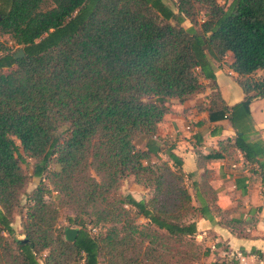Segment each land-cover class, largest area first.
Listing matches in <instances>:
<instances>
[{
  "label": "trees",
  "instance_id": "trees-1",
  "mask_svg": "<svg viewBox=\"0 0 264 264\" xmlns=\"http://www.w3.org/2000/svg\"><path fill=\"white\" fill-rule=\"evenodd\" d=\"M174 8L162 0H0V264L196 262L204 252L194 220L211 212L247 236L252 221L219 212L205 180L191 184L193 197L212 205L191 204L189 175L170 147L160 149L156 127L169 100H189L208 80L207 120L226 118L235 136L202 160L237 151L264 169V146L247 142V106L264 97V0H174ZM226 53L244 95L230 109L211 63ZM30 178L39 181L26 192ZM127 178L146 194L121 192ZM53 193L56 201L45 199ZM61 209L77 228L72 243L56 224Z\"/></svg>",
  "mask_w": 264,
  "mask_h": 264
},
{
  "label": "crops",
  "instance_id": "crops-1",
  "mask_svg": "<svg viewBox=\"0 0 264 264\" xmlns=\"http://www.w3.org/2000/svg\"><path fill=\"white\" fill-rule=\"evenodd\" d=\"M231 60L230 53L220 60H211L216 89L229 109L244 99L237 75L228 68ZM256 75L259 76L260 72ZM201 83L205 86L204 91L189 100L183 103L169 100L168 112L156 127L160 149L170 147L171 153L180 159L181 171L189 175L185 187L194 207L201 202L212 205L198 192L193 197L191 184L205 180L216 196L215 206L219 212L229 211L227 218L249 220L253 224L245 227V238H237L220 224L217 214L211 212L207 219L197 217L193 240L204 252L199 262L264 264V169L260 170L256 163L247 164L237 151L230 158L221 153L217 158L202 160V157L217 153V142L233 138L235 131L226 118L215 122L207 120L204 109L210 93L209 81L201 80ZM197 107H200L199 111ZM247 109L251 129L247 142L258 140L264 146V97L249 102ZM197 155L202 168L196 166ZM258 161L264 163V159ZM204 170L206 175L203 177Z\"/></svg>",
  "mask_w": 264,
  "mask_h": 264
},
{
  "label": "rangeland",
  "instance_id": "rangeland-1",
  "mask_svg": "<svg viewBox=\"0 0 264 264\" xmlns=\"http://www.w3.org/2000/svg\"><path fill=\"white\" fill-rule=\"evenodd\" d=\"M163 3L165 5H167L169 7V9L172 12H175V8H174V0H162ZM219 4H222V1H218ZM202 20V16H198V21L200 22ZM198 22V23H199ZM181 26L183 28H189L191 27L190 23L188 21H184ZM196 30L197 27H195ZM3 40H6L5 37L2 38ZM15 144L18 145V142L16 140H14ZM138 147H141V143H137ZM18 152L21 153L20 148L18 147ZM31 164L32 161L30 160H26V164L22 165V169L24 172L26 173H30L31 171ZM52 169V167L50 168ZM38 179L37 178H30L28 185H27V189L26 192H29L33 187H35L38 183ZM121 192H123L124 194H129L131 193L133 195V197L135 199H139L141 196L145 195L146 192L138 185H135L134 183H132L131 178H127L124 182H122L121 184ZM45 199H47L48 201H56V199L54 198V193L50 194L48 197H46ZM25 206V201H24V197L21 198V207ZM23 214H24V209L20 210V214L17 215L13 222H12V228L14 230L15 235L17 234L19 228L21 227V222H22V218H23ZM67 217H72V214L70 212H68L65 209H61L59 210V216L57 219V227H59L60 229H66V228H73V229H77L76 227L72 226V225H68V223L66 222V218ZM137 224H143L144 220H142L141 218H137L135 219ZM96 231H92L91 233H95ZM17 238L21 239L22 236H17ZM171 264H200L199 261L196 262H178L177 260H171L169 261Z\"/></svg>",
  "mask_w": 264,
  "mask_h": 264
},
{
  "label": "water",
  "instance_id": "water-1",
  "mask_svg": "<svg viewBox=\"0 0 264 264\" xmlns=\"http://www.w3.org/2000/svg\"><path fill=\"white\" fill-rule=\"evenodd\" d=\"M23 56V53L22 51L19 49L13 56L12 58L13 59H19ZM75 235H76V229H73V228H66L64 230V233H63V239L68 242V243H72L75 239Z\"/></svg>",
  "mask_w": 264,
  "mask_h": 264
}]
</instances>
